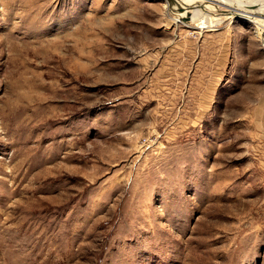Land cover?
<instances>
[{
    "label": "rangeland",
    "instance_id": "374dc122",
    "mask_svg": "<svg viewBox=\"0 0 264 264\" xmlns=\"http://www.w3.org/2000/svg\"><path fill=\"white\" fill-rule=\"evenodd\" d=\"M224 11L0 0V264H264V19Z\"/></svg>",
    "mask_w": 264,
    "mask_h": 264
},
{
    "label": "bare ground",
    "instance_id": "6f19581e",
    "mask_svg": "<svg viewBox=\"0 0 264 264\" xmlns=\"http://www.w3.org/2000/svg\"><path fill=\"white\" fill-rule=\"evenodd\" d=\"M167 4L178 17V19L177 17L173 18L175 22H183L182 17L188 14L189 21L184 23H197L202 30L211 29L223 20V16L217 12L218 5H225L230 8L229 16L236 14L250 21H253L256 17L264 19V0H171V4L167 0ZM208 4L211 6H208ZM214 7L216 15H213L214 13L211 11ZM178 8L183 10L178 12ZM255 33L258 37L261 36L258 26H256Z\"/></svg>",
    "mask_w": 264,
    "mask_h": 264
},
{
    "label": "water",
    "instance_id": "95a60500",
    "mask_svg": "<svg viewBox=\"0 0 264 264\" xmlns=\"http://www.w3.org/2000/svg\"><path fill=\"white\" fill-rule=\"evenodd\" d=\"M168 2H169V4H171V0H168ZM183 9L182 8H178L177 9V11L178 12H181ZM224 14H226V15H230V12L229 11H224L223 12ZM233 17H235V18H240L238 15H236V14H234V15H232ZM182 21L183 22H188L189 21V17H188V14L185 16V17H182Z\"/></svg>",
    "mask_w": 264,
    "mask_h": 264
}]
</instances>
